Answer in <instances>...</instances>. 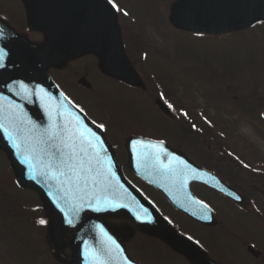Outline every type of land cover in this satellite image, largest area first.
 Listing matches in <instances>:
<instances>
[{
	"label": "flooded vegetation",
	"instance_id": "flooded-vegetation-1",
	"mask_svg": "<svg viewBox=\"0 0 264 264\" xmlns=\"http://www.w3.org/2000/svg\"><path fill=\"white\" fill-rule=\"evenodd\" d=\"M114 3L119 9L113 8L123 57L136 82L129 84L114 76L96 52L85 62L65 59L51 69L54 73L72 70L77 79L84 77L87 82L94 75L116 82L129 94L148 100L146 117H150L151 106L158 119L155 125L146 120L145 113L122 110L116 104L100 101L96 111L79 107L95 126H104L100 130L111 146L119 170L139 195L132 204L140 219L123 209L101 216L105 228L133 264H264V163L255 167L245 161L243 154L235 152V136L224 128L217 113H209L205 105H189L166 88L148 59L149 49L162 45L163 39L167 42L168 38H175L167 36L171 32L215 38L220 35L185 29L177 15L182 0H114ZM15 7L27 15L25 0H0V22L10 28L14 26L10 14ZM28 25L26 18L24 26L16 31L31 43L40 42L42 33ZM88 90L94 91L93 86ZM158 100L163 102L162 107L156 104ZM185 112L187 116L183 115ZM132 136L153 142L163 140L170 153L199 170L201 180L191 179L181 189L167 177L151 173L166 193L149 184L137 174L144 167L127 143ZM186 193L208 205L209 218H201L199 205L188 202ZM235 194L241 203L235 201ZM18 203L8 201V206L15 207ZM176 206H189L192 213L186 214Z\"/></svg>",
	"mask_w": 264,
	"mask_h": 264
},
{
	"label": "rangeland",
	"instance_id": "rangeland-1",
	"mask_svg": "<svg viewBox=\"0 0 264 264\" xmlns=\"http://www.w3.org/2000/svg\"><path fill=\"white\" fill-rule=\"evenodd\" d=\"M10 15L14 24L12 29L20 30L25 24L24 10L15 7ZM169 35L175 38H168L167 42L163 39L162 45L159 43V47L148 50V59L160 81L187 104L205 105L209 113H217L224 128L235 136V151L245 154V161L251 165L260 166L261 161L264 163V124L260 119L264 109V23L217 38L176 32ZM89 56L72 59L85 62ZM52 81L77 108L96 111L99 110V103L103 102L144 114L149 105L144 97L129 94L120 84L98 75L89 81L94 91L79 87L77 73L72 70L54 75ZM148 112L149 118L146 117L147 112L144 114L146 120L157 125L158 119L153 115L151 106ZM0 193L7 195L8 199L15 197V200L30 207L32 215L40 216L42 200L39 193L17 185L8 157L1 148ZM0 218V251L6 249L7 244L21 249L15 246V239L27 231L35 251H45L33 255L30 264H61L50 261L52 258L46 250L49 244L48 241L44 244L46 238L40 228L20 224V230L15 233L7 229L8 223L16 226L13 220H8L1 213ZM67 259L68 256L63 255L65 264H68L65 262ZM0 264H9L8 259L1 257Z\"/></svg>",
	"mask_w": 264,
	"mask_h": 264
},
{
	"label": "water",
	"instance_id": "water-1",
	"mask_svg": "<svg viewBox=\"0 0 264 264\" xmlns=\"http://www.w3.org/2000/svg\"><path fill=\"white\" fill-rule=\"evenodd\" d=\"M25 1L31 26L43 30L47 40L42 47L30 48L0 24V33H2L0 48L8 52L4 59L5 66L0 68V85L11 97L2 92L0 95L23 105L26 113L38 124L46 123L44 113L35 97L31 98L30 103L22 96L13 95L18 89L17 82L22 81L32 89L42 86L52 95L59 96L47 76L46 67L56 64L67 55L82 54L95 49L105 55L106 66L114 74L133 80L121 54L114 27L113 10L106 0ZM177 14L180 23L189 30L226 33L264 20V0H183ZM9 85L13 92L8 90ZM0 147L7 153L19 184L36 189L50 207L52 238L56 245H60L58 238L60 231H73L75 233L73 264H92L91 258L86 255V250L101 247V236L96 228V225L101 224L96 217L102 212L85 209L75 214L61 201L60 207L65 208L73 221L71 225L68 224L65 212L60 211L48 194L50 190L55 193V185L49 186L42 177L36 180L30 179L26 166L20 163L15 150L2 132H0ZM115 170L119 183L124 185L117 167ZM126 196L129 195L123 186V191L117 197L118 202L124 205ZM118 208L121 207H110L106 211ZM131 211L134 213L133 210ZM122 257V254L117 255L113 264H122Z\"/></svg>",
	"mask_w": 264,
	"mask_h": 264
},
{
	"label": "snow or ice",
	"instance_id": "snow-or-ice-1",
	"mask_svg": "<svg viewBox=\"0 0 264 264\" xmlns=\"http://www.w3.org/2000/svg\"><path fill=\"white\" fill-rule=\"evenodd\" d=\"M108 3L119 10L114 0H108ZM7 55L8 52L0 48V68L5 66ZM17 84L15 92L10 85L7 86L8 90L30 103L31 98L35 97L46 123L38 124L26 113L23 105L0 95V132L10 142L20 163L26 166L30 179L42 177L49 186L55 185V193L50 190L48 194L60 211L65 212L66 222L70 225L73 223L65 208L60 207L61 201L75 214L85 209L99 213L110 207H125L117 199L123 185L119 183L115 170L117 166L110 154L111 146L95 130L104 126L93 127L86 123L85 117L80 114L83 110L75 111L76 106L63 93L54 96L42 86L32 89L22 81ZM167 107L171 109L172 105L168 104ZM183 115L188 114L185 112ZM129 147L141 166L150 173L178 183L181 189L189 180L198 178L199 170L170 153L163 140L153 143L151 140L130 138ZM185 198L191 204L199 205L201 218H209L206 215L208 205L187 193ZM137 219H140L139 215ZM37 223L45 225L47 221L40 219ZM96 228L101 236V247L87 249L86 255L91 258L92 264H113L123 250L103 226L96 225ZM122 264L133 262L128 257H122Z\"/></svg>",
	"mask_w": 264,
	"mask_h": 264
},
{
	"label": "trees",
	"instance_id": "trees-1",
	"mask_svg": "<svg viewBox=\"0 0 264 264\" xmlns=\"http://www.w3.org/2000/svg\"><path fill=\"white\" fill-rule=\"evenodd\" d=\"M0 198L2 199V197L0 196Z\"/></svg>",
	"mask_w": 264,
	"mask_h": 264
}]
</instances>
